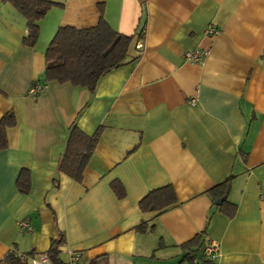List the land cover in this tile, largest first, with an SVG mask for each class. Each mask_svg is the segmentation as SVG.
<instances>
[{
    "label": "crops",
    "instance_id": "obj_1",
    "mask_svg": "<svg viewBox=\"0 0 264 264\" xmlns=\"http://www.w3.org/2000/svg\"><path fill=\"white\" fill-rule=\"evenodd\" d=\"M46 1L55 6L26 47V20L0 0V119L12 112L16 120L0 150V262L45 255L62 233V264L69 252L82 264L100 256L109 264H264V0ZM101 20L133 37L134 61L103 76L94 93L45 83L58 29ZM196 50L208 51L201 63L184 58ZM73 123L88 136L102 128L81 183L59 172ZM22 171L28 194L17 189ZM231 176L236 213L228 219L206 192ZM166 186L177 205L142 214L140 200ZM142 221L154 231L137 233ZM203 232L201 249L184 259L181 245ZM210 243L219 248L214 262L203 259Z\"/></svg>",
    "mask_w": 264,
    "mask_h": 264
},
{
    "label": "trees",
    "instance_id": "obj_2",
    "mask_svg": "<svg viewBox=\"0 0 264 264\" xmlns=\"http://www.w3.org/2000/svg\"><path fill=\"white\" fill-rule=\"evenodd\" d=\"M3 1L10 4L26 20L27 32L22 45L33 47L39 32L37 22L42 20L55 4L46 0ZM132 42L133 37L115 33L103 20L97 26L87 29L61 27L45 53V83H69L73 87L85 88L90 93H94L103 76L134 61L129 53ZM15 123V116L12 112L6 113L0 119V150L6 148V129L13 127ZM101 132L102 128H98L93 135L88 136L78 128L76 123H73L68 130L59 172L73 181L81 183L84 169L99 141ZM232 179L231 176L206 192L212 203L218 199H224L216 207L228 219H232L236 213V206L227 199ZM111 188L119 199L124 197L125 192L121 184L113 182ZM17 189L21 194L29 193L30 183L24 171L18 178ZM176 205L174 192L169 186L150 191L138 204L142 214H154L155 217ZM135 231L140 234L152 233L154 226L142 221L136 226ZM204 234L205 232L197 234L192 240L181 245L182 250L187 252L184 259L190 260L191 254L201 249ZM64 241L62 233L58 239L51 241L45 254L51 264H62L58 255L59 248ZM30 256H35V254L31 253ZM203 259L205 260L204 256ZM0 264L28 263L15 257V254L12 253L5 257ZM84 264H109V262L107 256H100Z\"/></svg>",
    "mask_w": 264,
    "mask_h": 264
},
{
    "label": "built area",
    "instance_id": "obj_3",
    "mask_svg": "<svg viewBox=\"0 0 264 264\" xmlns=\"http://www.w3.org/2000/svg\"><path fill=\"white\" fill-rule=\"evenodd\" d=\"M208 35H216L217 30L209 28L207 30ZM143 47V42L140 40L136 44V48L141 50ZM208 56L207 50H196L192 52H187L184 55V58L191 63H201ZM44 87L41 85H35L32 87L31 92L35 95H39L43 92ZM19 229L25 231H31V227L27 221H21L18 223ZM69 261L66 264H81L80 257L76 252H69ZM203 256L209 262H214L219 257V248L215 243H210L203 250ZM15 257L21 259L22 261L27 262L28 264H51L49 259L45 255L40 256H30V255H20L15 254Z\"/></svg>",
    "mask_w": 264,
    "mask_h": 264
},
{
    "label": "water",
    "instance_id": "obj_4",
    "mask_svg": "<svg viewBox=\"0 0 264 264\" xmlns=\"http://www.w3.org/2000/svg\"><path fill=\"white\" fill-rule=\"evenodd\" d=\"M223 200H224L223 198H222V199H218L217 201H215L214 204H215L216 206H219V205L223 202Z\"/></svg>",
    "mask_w": 264,
    "mask_h": 264
}]
</instances>
